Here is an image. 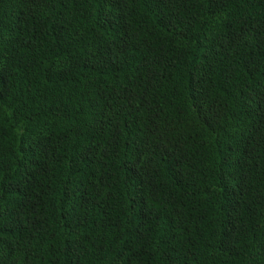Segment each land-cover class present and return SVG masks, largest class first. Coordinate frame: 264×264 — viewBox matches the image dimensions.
<instances>
[{
  "label": "trees",
  "instance_id": "16d2710c",
  "mask_svg": "<svg viewBox=\"0 0 264 264\" xmlns=\"http://www.w3.org/2000/svg\"><path fill=\"white\" fill-rule=\"evenodd\" d=\"M0 264H264V0H0Z\"/></svg>",
  "mask_w": 264,
  "mask_h": 264
}]
</instances>
